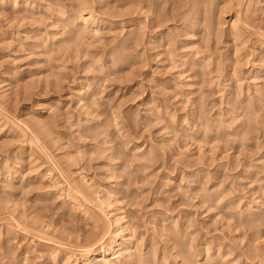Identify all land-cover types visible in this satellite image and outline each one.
<instances>
[{
  "label": "rangeland",
  "instance_id": "obj_1",
  "mask_svg": "<svg viewBox=\"0 0 264 264\" xmlns=\"http://www.w3.org/2000/svg\"><path fill=\"white\" fill-rule=\"evenodd\" d=\"M263 62L264 0H0V264H264Z\"/></svg>",
  "mask_w": 264,
  "mask_h": 264
},
{
  "label": "bare ground",
  "instance_id": "obj_2",
  "mask_svg": "<svg viewBox=\"0 0 264 264\" xmlns=\"http://www.w3.org/2000/svg\"><path fill=\"white\" fill-rule=\"evenodd\" d=\"M84 12V10H83ZM81 12V13H83ZM80 13V14H81ZM82 15V14H81ZM84 16V15H83ZM89 18L92 17L88 14ZM88 18V19H89ZM93 18V17H92ZM153 44V43H152ZM151 44V46H153ZM150 46V48H151ZM157 46V45H155ZM149 48V47H148ZM150 50V49H149ZM153 50V49H152ZM259 51V50H258ZM258 53V52H256ZM256 55V54H255ZM261 56V55H259ZM255 58V57H254ZM261 58V57H260ZM261 60V59H260ZM263 60V59H262ZM259 61V60H258ZM261 65V64H260ZM264 65V62L262 63L261 66ZM260 66V67H261ZM257 70V69H256ZM261 71V70H260ZM263 72V71H262ZM259 74V73H258ZM11 81V80H10ZM8 163V162H7ZM33 165V164H32ZM89 210V209H88ZM87 211V210H86ZM86 214V213H85ZM116 218V217H115ZM124 218L122 216H118L115 220L116 223V227L117 229L115 230L114 233H110L109 231H106V229L104 231H106V233H104V236L102 237V239H100L102 242V246L99 248V250L95 251L94 249H92L91 251H89L87 248H85L84 252H79L78 256L79 259L82 261V264H113L116 263L115 261L120 260L118 259V255L117 252L118 250H123L126 246H131L133 243L132 238L130 237V234L127 229V227L125 226V224L123 222ZM114 223V224H115ZM114 229V228H113ZM131 233V232H130ZM119 236V237H118ZM98 244V241H97ZM127 248V247H126ZM56 250V249H55ZM88 250V251H87ZM57 251V250H56ZM66 252V251H65ZM72 252V251H70ZM69 253V252H68ZM55 255V254H54ZM118 255V256H117ZM132 255V254H131ZM56 256L59 257L58 253L56 254ZM55 256V257H56ZM77 256V255H76ZM77 256V257H78ZM54 257V256H52ZM69 257V254H68ZM73 257V256H72ZM131 257V256H130ZM71 258V256H70ZM76 259V258H75ZM78 259V258H77ZM78 259V260H79ZM48 261V260H47ZM131 262V261H129ZM64 264H66V260L63 262ZM48 264V263H46ZM125 264V263H124Z\"/></svg>",
  "mask_w": 264,
  "mask_h": 264
}]
</instances>
